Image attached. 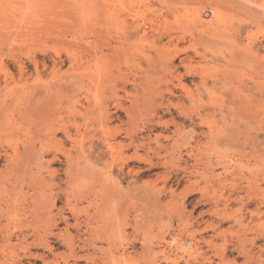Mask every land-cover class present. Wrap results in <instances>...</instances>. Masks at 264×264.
I'll return each instance as SVG.
<instances>
[{
	"label": "rangeland",
	"instance_id": "rangeland-1",
	"mask_svg": "<svg viewBox=\"0 0 264 264\" xmlns=\"http://www.w3.org/2000/svg\"><path fill=\"white\" fill-rule=\"evenodd\" d=\"M262 9L0 0V264H264Z\"/></svg>",
	"mask_w": 264,
	"mask_h": 264
},
{
	"label": "bare ground",
	"instance_id": "bare-ground-1",
	"mask_svg": "<svg viewBox=\"0 0 264 264\" xmlns=\"http://www.w3.org/2000/svg\"><path fill=\"white\" fill-rule=\"evenodd\" d=\"M24 1V0H23ZM27 1V0H26ZM218 1V0H217ZM239 1V0H238ZM40 2V1H39ZM222 2V1H221ZM31 3V2H30ZM114 3V2H113ZM109 4V3H108ZM173 4V3H172ZM41 5V4H40ZM72 5V4H71ZM121 5H122V3H121ZM124 5V4H123ZM132 5V4H131ZM134 5V4H133ZM132 5V6H133ZM200 5V4H199ZM65 6V5H64ZM261 6V5H260ZM87 7V6H86ZM257 7V6H256ZM78 8H79V6H78ZM85 8V7H84ZM206 7L203 5L202 7H200V8H198L197 10H195V12H194V14H193V17H192V20L194 21V23L195 24H197V25H200L201 27H218V26H221L222 25V21H223V12L220 10V8L219 7H208L209 8V11L207 10L206 11V9H205ZM261 8V7H260ZM26 9V8H25ZM125 9V8H124ZM132 9V8H131ZM136 9V8H135ZM241 9V8H240ZM252 9V8H251ZM83 10V9H82ZM102 10V9H101ZM239 10V9H238ZM252 10H254V9H252ZM74 11V10H73ZM255 11V10H254ZM262 11H264V9H262ZM88 12V11H87ZM109 12V11H108ZM124 12H125V10H124ZM135 12H137L136 10H135ZM244 12V11H243ZM259 12V11H258ZM110 13V12H109ZM190 13V12H189ZM262 13V12H261ZM40 14V13H39ZM76 14V13H75ZM96 14V13H95ZM128 14L131 16H133V18L136 20V22H134L133 23V28H132V33L129 35V36H133V35H135V34H137V33H139V31H145L146 32V30H147V28L151 25V20H146V19H143L142 21H140V18H143V15H140V16H142V17H140V18H138V15L137 14H134V13H132L131 12V10L128 12ZM139 14V13H138ZM262 14H264V13H262ZM44 15V14H43ZM191 15V14H190ZM255 15V14H254ZM103 16V15H102ZM185 16V15H184ZM73 17H74V15H73ZM78 17V16H77ZM124 17V16H123ZM258 17V16H257ZM87 18V17H86ZM254 18V17H253ZM256 18V17H255ZM168 19V18H167ZM185 19H187V17H185L184 18V20ZM118 20H121V18L120 19H118ZM256 20V19H255ZM259 20H260V18H259ZM27 21V20H26ZM42 21V20H41ZM181 21V20H180ZM179 21V22H180ZM189 21V20H188ZM182 22V21H181ZM181 22H180V25H181ZM18 23V22H17ZM117 23V22H116ZM185 23H187L188 24V22L185 20ZM192 23V22H191ZM43 24V23H42ZM50 24V23H49ZM122 24H123V22H122ZM190 24V23H189ZM188 24V26H191V25H189ZM193 24V23H192ZM31 25V24H30ZM36 25V24H35ZM119 25V24H118ZM168 25V24H167ZM21 26V25H20ZM123 26V25H122ZM164 26V25H163ZM169 26V25H168ZM182 26V25H181ZM180 26V27H181ZM186 26V25H185ZM151 27V26H150ZM183 27V26H182ZM193 28H194V26H192ZM166 28V27H165ZM111 29V28H110ZM177 29V28H176ZM184 28H182V30H183ZM194 29H196V28H194ZM200 29V28H199ZM113 30V29H112ZM155 30V29H154ZM170 30V29H169ZM178 30V29H177ZM75 31V30H74ZM195 31V30H194ZM200 31V30H199ZM48 32V31H47ZM144 32V33H145ZM190 32V31H189ZM188 32V33H189ZM72 33V32H71ZM187 33V32H186ZM187 33V34H188ZM192 33V32H191ZM215 33V32H214ZM228 33V32H227ZM45 34V33H44ZM124 34V33H123ZM201 34V33H200ZM199 34V35H200ZM205 34V33H204ZM206 35H208V34H206ZM205 35V36H206ZM49 36V35H48ZM191 36V35H190ZM201 36H202V34H201ZM204 36V35H203ZM178 37V36H177ZM211 37V36H210ZM120 38V37H119ZM204 38V37H203ZM211 40V39H210ZM101 41V40H100ZM133 41V40H132ZM135 41H137V40H135ZM212 41V40H211ZM215 41H216V39H215ZM229 42V41H228ZM122 43V42H121ZM137 43H139V42H137ZM141 43H143V42H141ZM199 43V42H198ZM218 43V42H217ZM144 44V43H143ZM148 44V43H147ZM202 44V43H201ZM227 44V43H226ZM129 45H133V44H129ZM234 45V44H233ZM136 46V45H135ZM155 46V45H154ZM235 46V45H234ZM135 48V47H134ZM153 48V47H152ZM151 48V49H152ZM239 48V47H238ZM136 49V48H135ZM154 49V48H153ZM152 49V50H153ZM165 49V48H164ZM163 49V50H164ZM240 49V48H239ZM128 50H129V47H128ZM155 50V49H154ZM240 50H242V49H240ZM244 50V49H243ZM95 51V50H94ZM130 51H131V49H130ZM130 51L128 52V53H130ZM156 51V50H155ZM154 51V52H155ZM160 51V50H159ZM165 51H166V49H165ZM251 54V56L254 54L253 53V50H252V52L250 51V50H248ZM169 52V51H168ZM198 52H199V50H198ZM206 52V51H205ZM215 52V51H214ZM240 52V51H239ZM245 52V51H244ZM255 52V51H254ZM157 53V52H156ZM170 53V52H169ZM174 53V52H173ZM173 53H170L171 55L173 54ZM195 53H196V51H195ZM223 53V52H222ZM253 53V54H252ZM163 54H164V52H163ZM168 54V53H167ZM169 54V55H170ZM174 54H176V53H174ZM201 54H202V52H201ZM246 54V53H245ZM255 54H257V53H255ZM157 55H159V53L157 54ZM171 55H170V57H165L166 58V63L164 62V64H166L163 68H164V72L166 73V72H168V71H170L172 74H175L178 70H177V68L176 67H171V65H174V61H175V57H171ZM125 56V55H124ZM128 56V55H127ZM147 56V55H146ZM173 56V55H172ZM248 56V55H247ZM251 56H249V57H251ZM255 56H257V55H255ZM254 56V57H255ZM253 57V56H252ZM149 58V57H148ZM152 58V57H151ZM159 58H162V57H159ZM153 59V58H152ZM151 59V60H152ZM155 59H156V57H155ZM232 59V58H231ZM260 59V57L258 58V60ZM123 60V59H122ZM121 60V61H122ZM161 60V59H160ZM188 60H190V57H183V58H181V63L182 64H185ZM254 61L256 60V59H253ZM125 61V60H124ZM161 62H162V60H161ZM230 62V61H229ZM236 62V61H235ZM231 63V62H230ZM254 63V62H253ZM233 64V63H232ZM163 65V64H162ZM161 65V66H162ZM187 65V64H186ZM256 65H257V63H256ZM258 65H260V64H258ZM262 66V65H261ZM191 68H192V66H190ZM161 68V67H160ZM188 68H189V66H188ZM99 69V68H98ZM162 69V68H161ZM262 69V68H261ZM97 70V69H96ZM187 70H189V72H190V69H187ZM192 70V69H191ZM67 71V70H66ZM193 71V70H192ZM80 72V71H79ZM159 72V71H158ZM245 72V71H244ZM264 72V71H263ZM69 74H71V73H69ZM74 74V73H73ZM164 74V73H163ZM168 74V73H167ZM170 74V73H169ZM179 74V73H178ZM212 75V74H211ZM141 76V75H140ZM166 76L167 75H165L164 76V78H165V81L167 80V78H166ZM171 76V75H170ZM177 76V75H176ZM80 77V76H79ZM82 77V76H81ZM92 77V76H91ZM91 77H89V78H91ZM94 77V76H93ZM117 77H119V76H117ZM182 77V76H181ZM64 78V77H63ZM96 78H99V75H98V77H96ZM95 78V79H96ZM147 78V77H146ZM170 78V77H169ZM262 78V77H261ZM75 79V78H74ZM80 79V78H79ZM178 79V78H177ZM180 79V85H181V87H186V85L183 83V81H182V78H179ZM98 80V79H97ZM100 80V79H99ZM98 80V81H99ZM66 81H67V79H66ZM77 81V80H76ZM89 81H91V80H89ZM204 81V80H203ZM256 81V80H255ZM263 81V80H262ZM137 82V81H136ZM205 82V81H204ZM203 82V84H205ZM261 82V81H260ZM92 83H93V81H92ZM146 83V82H145ZM81 84V83H80ZM62 85H63V83H62ZM70 85V84H69ZM72 85V84H71ZM73 85H74V83H73ZM78 84L76 83L75 84V86H77ZM151 86H152V84H150ZM149 85V86H150ZM154 85V84H153ZM33 86V85H32ZM68 86V85H67ZM79 86V85H78ZM77 86V87H78ZM86 86V85H85ZM157 86V85H156ZM196 86L198 87V84H196ZM52 87V86H51ZM59 87V86H58ZM61 87V86H60ZM65 87V86H64ZM63 87V88H64ZM71 87V86H70ZM79 88V87H78ZM85 88V87H84ZM62 89V88H61ZM65 89H67V88H65ZM77 89V88H76ZM89 89V88H88ZM47 90V89H46ZM63 90V89H62ZM70 90V89H69ZM79 90V89H78ZM84 90V89H83ZM86 90V89H85ZM58 91V90H57ZM61 91V90H60ZM52 92V91H51ZM65 92V91H64ZM53 93V92H52ZM215 93H217V92H215ZM191 95V94H190ZM28 96V95H27ZM47 96V95H46ZM66 96V95H65ZM53 98H54V96H53ZM64 98V97H63ZM148 98V97H147ZM5 99V98H4ZM3 99V103H2V105L3 104H5V100ZM51 99V98H50ZM8 103V102H7ZM6 103V104H7ZM21 103V102H20ZM46 104H47V102H46ZM44 105V104H43ZM49 105V104H48ZM58 105V104H57ZM83 105V104H82ZM100 107V106H99ZM154 107V106H153ZM156 107V106H155ZM3 108H5V106H3ZM17 108V107H16ZM136 108V107H135ZM18 110H19V107H18ZM18 110H16V111H18ZM26 110V109H25ZM59 110V109H58ZM51 111V110H50ZM53 111V113H54V111L55 110H52ZM31 112V111H30ZM43 114V113H42ZM65 114V113H64ZM29 115V114H28ZM143 116V115H142ZM55 117V116H54ZM63 117V116H62ZM20 118V117H19ZM56 118H57V116H56ZM56 118L54 119V120H56ZM70 118V117H69ZM66 119V118H65ZM22 121V120H21ZM26 122V121H25ZM36 122V121H35ZM45 122V121H44ZM55 122V121H54ZM129 122V121H128ZM33 123V122H32ZM38 125V124H37ZM43 126V125H42ZM62 126V125H61ZM23 128V127H22ZM56 128V127H55ZM109 128V127H108ZM219 129V128H218ZM134 130V129H133ZM64 131V130H63ZM110 131V130H109ZM16 132V131H15ZM65 132H66V134L68 135V136H72L71 134H70V132L67 130V129H65ZM7 133V132H6ZM21 134V133H20ZM30 134V133H29ZM42 135V134H41ZM260 135V134H259ZM56 136V135H55ZM129 136V135H128ZM211 136V135H210ZM219 136V135H218ZM54 137V136H53ZM108 139V138H107ZM111 139V138H110ZM109 139V140H110ZM255 140V139H254ZM39 141V140H38ZM51 141V140H50ZM104 141H106V139L104 140ZM50 143V142H49ZM108 143V145H109V147L110 148H113L114 147V143L112 144V142H107ZM218 143V142H217ZM106 144V143H105ZM108 145H107V147H108ZM46 146V145H45ZM155 149V148H154ZM31 150V149H30ZM108 150V149H107ZM112 150H114V148L112 149ZM115 152V151H114ZM38 155V154H37ZM220 155V154H219ZM114 156V155H113ZM210 156V155H209ZM84 157V156H83ZM73 160V159H72ZM76 160V159H75ZM69 162V161H68ZM14 164V163H13ZM16 165V164H15ZM98 166V165H97ZM204 169V168H203ZM254 171V170H253ZM4 173V172H3ZM9 175V174H8ZM253 182V181H252ZM18 185V184H17ZM255 185V184H254ZM121 186V185H120ZM258 188V187H257ZM260 189V188H259ZM222 190V189H221ZM7 191V190H6ZM261 194V193H260ZM125 198H126V196H125ZM50 202V201H49ZM52 204V203H51ZM77 207V206H76ZM75 207V208H76ZM145 213V212H144ZM144 215V214H143ZM173 221V220H172ZM23 224V223H22ZM187 224V223H186ZM27 225H30V224H27ZM155 225V224H154ZM125 232V231H124ZM246 232V231H245ZM123 236V235H122ZM125 236V235H124ZM157 236H159V235H157ZM25 238V237H24ZM70 242V241H69ZM122 242V241H121ZM121 244V243H120ZM243 247V246H242ZM118 249V248H117ZM109 251V250H108ZM110 252V251H109ZM152 253H155V252H152ZM122 254V253H121ZM124 254V253H123ZM113 256V255H112ZM7 257H8V255H7ZM151 258V257H150ZM149 258V259H150ZM153 260H155V259H153ZM154 262V261H153Z\"/></svg>",
	"mask_w": 264,
	"mask_h": 264
}]
</instances>
